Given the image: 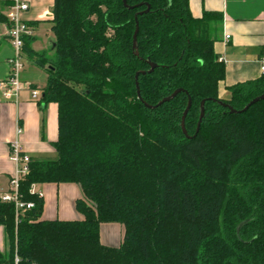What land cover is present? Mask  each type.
<instances>
[{
  "label": "trees",
  "instance_id": "obj_1",
  "mask_svg": "<svg viewBox=\"0 0 264 264\" xmlns=\"http://www.w3.org/2000/svg\"><path fill=\"white\" fill-rule=\"evenodd\" d=\"M126 4L53 1L52 55L34 56L46 72L39 103L57 104V155L30 159L19 181L32 207L19 213L0 200V264H264V99L242 111L264 93V72L220 97V11L194 17L189 0ZM188 99L191 138L180 126ZM37 183L78 184L82 219H41ZM103 223L123 226L118 246L100 242Z\"/></svg>",
  "mask_w": 264,
  "mask_h": 264
},
{
  "label": "crops",
  "instance_id": "obj_2",
  "mask_svg": "<svg viewBox=\"0 0 264 264\" xmlns=\"http://www.w3.org/2000/svg\"><path fill=\"white\" fill-rule=\"evenodd\" d=\"M54 0H29V8L24 13L25 21L31 26V52H25V66L22 81L31 88L40 91L45 84L46 72L37 65L36 53L46 57L52 55L53 39L48 38L47 49L35 48L38 32L51 31V9ZM189 8L194 17H200L204 10L220 11L223 21L213 49L225 66L223 80L219 83L220 97L228 95L232 85L259 78L263 74L264 64V0H189ZM6 24H0V80L8 72L7 59L12 50L6 36ZM53 34V33H52ZM229 35L228 41L224 36ZM53 38V35H52ZM41 97V95H40ZM40 97L33 99L29 90H21L13 99L6 100L0 91V194L8 190V182L15 170V164L9 159V143L18 139L21 150L31 160L55 159L56 151L52 143L56 141L57 104H41ZM22 132L17 136L16 126ZM34 192L43 197V220H81L75 202L82 198L81 188L76 183H37L32 186ZM119 223L100 225L99 240L103 245L118 246L124 229Z\"/></svg>",
  "mask_w": 264,
  "mask_h": 264
},
{
  "label": "built area",
  "instance_id": "obj_3",
  "mask_svg": "<svg viewBox=\"0 0 264 264\" xmlns=\"http://www.w3.org/2000/svg\"><path fill=\"white\" fill-rule=\"evenodd\" d=\"M8 3L3 13L7 20L6 36L11 46L12 54L7 59L8 72L4 79L0 80V91L4 99L9 100L17 96L21 90H29L33 99L39 98L41 91L31 88L30 84L22 81L21 75L25 66L24 38L33 33L31 26L25 21L23 15L29 8V0H6ZM229 35L224 36L228 41ZM222 61L221 58H219ZM264 71V64L261 65ZM22 132L20 125L16 126L15 133L18 136ZM9 159L15 164V170L8 182V190L0 194L3 202H12L16 212L32 207L31 202H23L18 195L19 181L29 172L30 157L21 150L18 139L9 143Z\"/></svg>",
  "mask_w": 264,
  "mask_h": 264
},
{
  "label": "water",
  "instance_id": "obj_4",
  "mask_svg": "<svg viewBox=\"0 0 264 264\" xmlns=\"http://www.w3.org/2000/svg\"><path fill=\"white\" fill-rule=\"evenodd\" d=\"M124 6H127L126 4V0H122ZM137 31H138V24H137V21H136V28H135V31H134V34H133V39H132V49H133V53L137 56L138 53H137V50H136V36H137ZM52 46H54V44H52ZM149 65H150V69L148 72H151L153 70V68L155 67V64L153 63H150L149 62ZM137 76H138V73L136 74V80H137ZM136 89H137V96L138 98L141 100V97H140V93H139V89H138V82L136 81ZM179 92H181V89H176L175 91H173L169 96H166L164 97L163 99H161L156 105L152 106V105H148L146 103H144V105L148 108H153V107H157L165 102H168L170 99L174 98ZM264 99V93L253 98L243 109L242 111L246 110L251 104L259 101V100H262ZM204 101L201 102V108H200V115H199V119H198V123H197V127H196V133L198 132L199 130V127H200V123H201V120L203 118V115H204ZM223 106H226L229 108L230 111L232 112H240V111H236L234 109H232L230 106H228L227 104H224L222 103ZM191 106V100L188 99V103H187V106L185 108V110L183 111V114H182V117H181V123H180V126H181V130H182V133L185 135L186 138H191V136H189L187 134V131L185 129V118H186V115H187V112L189 110Z\"/></svg>",
  "mask_w": 264,
  "mask_h": 264
},
{
  "label": "rangeland",
  "instance_id": "obj_5",
  "mask_svg": "<svg viewBox=\"0 0 264 264\" xmlns=\"http://www.w3.org/2000/svg\"><path fill=\"white\" fill-rule=\"evenodd\" d=\"M52 35H53L52 33L46 32L45 28L43 30L40 29L38 32V35H37L38 39H37V44L35 45V48L38 49L41 46L40 48H44V49L46 48L47 49L48 38L54 40V35H53V38H52ZM105 224H107V223H103L102 225H105Z\"/></svg>",
  "mask_w": 264,
  "mask_h": 264
}]
</instances>
